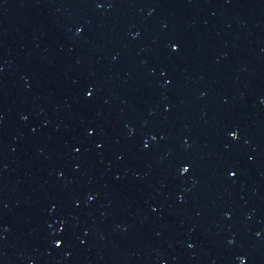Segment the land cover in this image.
I'll use <instances>...</instances> for the list:
<instances>
[{
	"label": "water",
	"instance_id": "obj_1",
	"mask_svg": "<svg viewBox=\"0 0 264 264\" xmlns=\"http://www.w3.org/2000/svg\"><path fill=\"white\" fill-rule=\"evenodd\" d=\"M0 264H264V0H0Z\"/></svg>",
	"mask_w": 264,
	"mask_h": 264
}]
</instances>
